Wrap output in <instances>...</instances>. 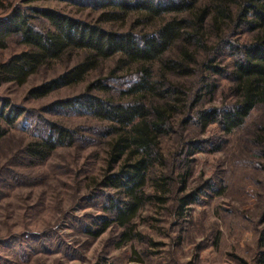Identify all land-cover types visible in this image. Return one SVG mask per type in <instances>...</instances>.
Segmentation results:
<instances>
[{"label":"rangeland","instance_id":"rangeland-1","mask_svg":"<svg viewBox=\"0 0 264 264\" xmlns=\"http://www.w3.org/2000/svg\"><path fill=\"white\" fill-rule=\"evenodd\" d=\"M74 1L0 0V19L16 10L33 15L30 9L56 10L90 23L99 18L101 10ZM132 22L130 17L104 27L124 32ZM33 23L41 29L47 27L40 19ZM230 40L242 45L251 35L240 30ZM24 50L17 41H11L0 51V65ZM78 55L42 68L22 86L0 78V100H10L25 111L0 142V264H258L264 229V159L246 133L259 111L247 127L230 135H223L216 124L204 131L192 124L184 128L179 125L178 130L192 140L222 139L221 149L212 152L207 144L205 151L177 156L176 166H157L154 177L165 187L164 194L151 180L145 194L161 195L163 200L143 205L132 222L136 237L128 243L118 246L123 230L115 225L97 239L87 236V227L108 217L106 200L115 191L101 186L105 175L139 158L126 146L132 129L121 136H107L103 129L107 124L85 112L51 111V107L58 101L77 98L92 81L110 71L121 78L135 68H118V58L114 57L77 86L53 91L42 99L29 96L34 88L74 65ZM219 63L231 70L233 60L224 51ZM212 79L216 89L204 96L201 106L229 107L234 102L232 83L225 77ZM41 122L62 125L83 139L70 147H58L43 163L30 164L22 155L23 148L44 129L36 125ZM176 138L161 139L158 152L164 160L171 161L177 155ZM118 154L112 163L113 155ZM2 179L7 182L2 184ZM193 193L194 200L181 210V198Z\"/></svg>","mask_w":264,"mask_h":264},{"label":"trees","instance_id":"trees-1","mask_svg":"<svg viewBox=\"0 0 264 264\" xmlns=\"http://www.w3.org/2000/svg\"><path fill=\"white\" fill-rule=\"evenodd\" d=\"M34 1L38 0H28ZM74 2L101 10L99 18L90 23L56 10L30 9L33 15L16 10L0 19V51L11 41L26 49L0 65V78L22 86L42 68L81 54L74 65L65 66L61 74L29 94L32 99H42L53 91L83 83L111 58H118V68H135L121 78L110 71L92 81L77 98L58 101L51 107V111L85 112L107 124L103 127L107 136H121L132 129L126 146L139 158L123 164L113 174L107 172L101 186L115 191L106 200L104 210L108 217L99 218V222L85 229L89 238L97 239L115 225L123 230L118 245L122 246L136 237L132 222L143 205L163 200L161 195L145 194L149 180L164 194L165 187L154 177L159 164L165 163L168 169L170 163L176 166L177 156L205 151L208 145L212 152L221 149L222 139L192 140L178 130L179 125L184 128L192 124L204 131L216 124L223 135H230L247 127L253 114L259 111L256 120L249 123L246 136L249 134V143L264 159V0ZM130 17L132 25L124 32L104 27ZM35 19L43 20L47 27H37ZM240 30L251 35L246 44L230 40ZM224 51L233 60L231 70L219 63ZM214 77H225L232 83L234 102L229 107L201 106L204 96L216 89ZM24 116V109L13 106L10 100H0V142ZM36 125L44 129L22 152L30 164L43 163L58 147H70L83 139L78 132L57 123ZM172 135L177 137L178 152L168 161L159 155V144L161 139ZM118 156L113 155L112 163ZM194 197V193L183 196L180 209ZM261 224L264 227V210ZM259 247L258 264H264V229Z\"/></svg>","mask_w":264,"mask_h":264}]
</instances>
